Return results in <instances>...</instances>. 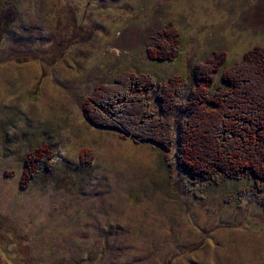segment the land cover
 <instances>
[{"label":"rangeland","instance_id":"rangeland-1","mask_svg":"<svg viewBox=\"0 0 264 264\" xmlns=\"http://www.w3.org/2000/svg\"><path fill=\"white\" fill-rule=\"evenodd\" d=\"M170 33L166 59L155 44ZM254 47L264 0H0V259L264 264L252 178L194 177L175 151L195 66L221 52L217 87ZM127 72L150 82L158 115L161 87L185 82L164 112L171 145L86 118L84 101Z\"/></svg>","mask_w":264,"mask_h":264},{"label":"trees","instance_id":"trees-1","mask_svg":"<svg viewBox=\"0 0 264 264\" xmlns=\"http://www.w3.org/2000/svg\"><path fill=\"white\" fill-rule=\"evenodd\" d=\"M173 42L170 34L155 44V52L172 58ZM220 56L217 52L193 69L197 84L190 90L189 104L184 105L176 158L194 177L252 178L264 206V48H251L240 64L222 72V82L216 87L212 77ZM184 83L169 78L161 87L158 101L165 106L161 115L148 107L150 82L131 72L122 73L107 87H97L82 109L95 125L121 131L129 127L126 134L136 142L169 146L172 124L164 112L172 110V92L182 91ZM0 264L5 263L0 259Z\"/></svg>","mask_w":264,"mask_h":264},{"label":"bare ground","instance_id":"bare-ground-1","mask_svg":"<svg viewBox=\"0 0 264 264\" xmlns=\"http://www.w3.org/2000/svg\"><path fill=\"white\" fill-rule=\"evenodd\" d=\"M171 34V33H170ZM174 43V42H173ZM259 51V50H258ZM264 57V56H263ZM219 59V58H218ZM264 61V60H263ZM257 62V61H256ZM240 64V63H239ZM252 64V63H251ZM251 77V76H250ZM252 80V79H251ZM244 83V82H243ZM245 84V83H244ZM248 84V83H247ZM260 85V84H259ZM248 86V85H247ZM245 91V90H244ZM246 93V92H245ZM244 103V102H243ZM146 116V115H145ZM207 124V123H206ZM193 129V128H192ZM194 131V130H193ZM194 133V132H193ZM192 133V134H193ZM189 136V135H188ZM143 142V141H142ZM250 149V148H249ZM38 152V151H37Z\"/></svg>","mask_w":264,"mask_h":264}]
</instances>
